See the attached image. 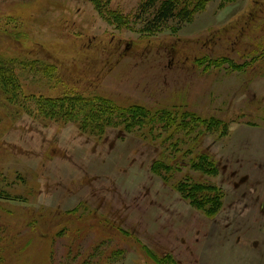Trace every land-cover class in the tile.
I'll return each instance as SVG.
<instances>
[{
  "label": "rangeland",
  "instance_id": "obj_1",
  "mask_svg": "<svg viewBox=\"0 0 264 264\" xmlns=\"http://www.w3.org/2000/svg\"><path fill=\"white\" fill-rule=\"evenodd\" d=\"M145 1L0 0L20 85L0 91V264H264V0H202L151 30ZM33 95L156 123L54 118Z\"/></svg>",
  "mask_w": 264,
  "mask_h": 264
},
{
  "label": "trees",
  "instance_id": "obj_2",
  "mask_svg": "<svg viewBox=\"0 0 264 264\" xmlns=\"http://www.w3.org/2000/svg\"><path fill=\"white\" fill-rule=\"evenodd\" d=\"M184 1V2H183ZM147 0L145 1L141 7L140 10L141 13L138 14L143 22V29L144 30H151L154 28V26L163 25L167 21L173 18L182 19L183 21H189L191 19V15L193 11L197 8L195 7L192 9V4L201 2L202 0ZM233 1V0H228ZM201 3L198 6H201ZM261 55H264L262 53ZM15 65L16 62L13 60V58L7 57L5 55H2L0 53V91L7 96L10 97L12 100L15 96V93L17 92L18 98L20 97V85L18 84L17 79L14 78L16 75L15 72ZM39 66H35L32 70H39ZM30 99L38 105H42L43 109L41 108V111H50L51 115L54 118H67L68 120H75L82 116L83 110L85 111V116L87 114V118L89 117V111L88 109L92 106L94 107V111L96 112V115H92L93 117H97L100 121L103 119L108 118V124H111L114 121L117 120H124L126 124V128L128 126H147L152 125L154 126L156 123V116H153V110L152 108L143 104H133L131 106H120L116 102H114L111 99L107 98H99L97 101H88V99L80 96V95H66V96H59L56 98H45L40 97L37 99L35 95L31 96ZM45 108V109H44ZM78 111H81L82 113L79 115ZM173 118L171 115L168 116ZM92 121V119H91ZM188 121L193 122L194 120L192 118H188ZM95 122H99L98 120ZM210 122H214V120H210ZM160 125L166 126V122H163L161 119L158 122ZM157 123V124H158ZM173 123V122H170ZM100 124H102L100 122ZM168 125V122H167ZM199 162H192V168L196 165H206L208 164L211 169H214L215 164L214 160L208 158L207 155H199L198 159ZM203 160H208L211 163H202ZM191 161H195V159H191ZM161 164V163H159ZM158 163H154L152 165V168L154 171H156ZM201 169L200 167H198ZM203 168L208 170L207 167L203 166ZM202 170V169H201ZM192 190L194 194L203 193L202 190H214V187H208L207 185L203 184H192ZM200 191V192H199ZM220 196V195H219ZM210 199L208 202H212V199ZM213 203L215 205H212V210H208L207 212L209 214H216L217 210L220 208V197H216V199H213ZM194 201V199H193ZM207 202V201H206ZM219 206V207H217ZM217 207V208H215ZM215 208V209H214Z\"/></svg>",
  "mask_w": 264,
  "mask_h": 264
},
{
  "label": "crops",
  "instance_id": "obj_3",
  "mask_svg": "<svg viewBox=\"0 0 264 264\" xmlns=\"http://www.w3.org/2000/svg\"><path fill=\"white\" fill-rule=\"evenodd\" d=\"M262 207V205L260 206V208ZM261 210H262V212H264V205H263V207L261 208Z\"/></svg>",
  "mask_w": 264,
  "mask_h": 264
}]
</instances>
